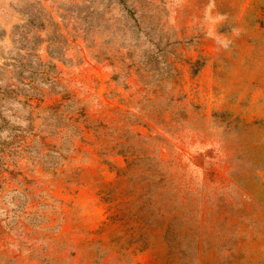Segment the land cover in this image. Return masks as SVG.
I'll return each mask as SVG.
<instances>
[{
  "label": "rangeland",
  "instance_id": "rangeland-1",
  "mask_svg": "<svg viewBox=\"0 0 264 264\" xmlns=\"http://www.w3.org/2000/svg\"><path fill=\"white\" fill-rule=\"evenodd\" d=\"M0 264H264V0H0Z\"/></svg>",
  "mask_w": 264,
  "mask_h": 264
}]
</instances>
